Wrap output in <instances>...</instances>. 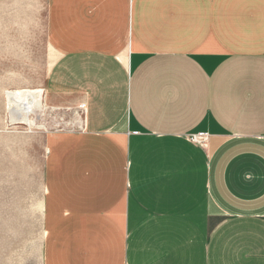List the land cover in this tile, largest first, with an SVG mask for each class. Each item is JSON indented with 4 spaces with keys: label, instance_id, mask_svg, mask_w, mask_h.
<instances>
[{
    "label": "crops",
    "instance_id": "0c3cea01",
    "mask_svg": "<svg viewBox=\"0 0 264 264\" xmlns=\"http://www.w3.org/2000/svg\"><path fill=\"white\" fill-rule=\"evenodd\" d=\"M48 39L45 264H264V0H48Z\"/></svg>",
    "mask_w": 264,
    "mask_h": 264
},
{
    "label": "rangeland",
    "instance_id": "374dc122",
    "mask_svg": "<svg viewBox=\"0 0 264 264\" xmlns=\"http://www.w3.org/2000/svg\"><path fill=\"white\" fill-rule=\"evenodd\" d=\"M56 58L48 0H0V264H45L46 137L75 116L53 113L44 99L31 115L39 128L13 125L7 92L43 89Z\"/></svg>",
    "mask_w": 264,
    "mask_h": 264
},
{
    "label": "bare ground",
    "instance_id": "6f19581e",
    "mask_svg": "<svg viewBox=\"0 0 264 264\" xmlns=\"http://www.w3.org/2000/svg\"><path fill=\"white\" fill-rule=\"evenodd\" d=\"M44 93L43 89L7 92V100L13 125L19 124L29 127H38L39 123L37 124L36 121H34L35 119H31V115H35L39 110L46 109ZM18 110V114L15 115V112Z\"/></svg>",
    "mask_w": 264,
    "mask_h": 264
},
{
    "label": "built area",
    "instance_id": "2783aa9c",
    "mask_svg": "<svg viewBox=\"0 0 264 264\" xmlns=\"http://www.w3.org/2000/svg\"><path fill=\"white\" fill-rule=\"evenodd\" d=\"M81 109H82V108H81ZM82 110H83V109H82ZM206 140H207V138H206L205 136H203V135L198 136V137H193V138H192V141H193V142L200 143V144H205Z\"/></svg>",
    "mask_w": 264,
    "mask_h": 264
}]
</instances>
